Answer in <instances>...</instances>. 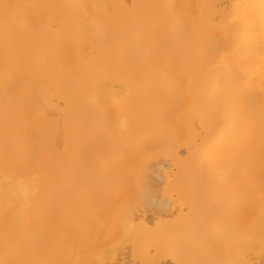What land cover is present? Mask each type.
Segmentation results:
<instances>
[{
  "label": "bare ground",
  "instance_id": "6f19581e",
  "mask_svg": "<svg viewBox=\"0 0 264 264\" xmlns=\"http://www.w3.org/2000/svg\"><path fill=\"white\" fill-rule=\"evenodd\" d=\"M233 2L0 0V264H264V80L208 23ZM218 104L251 126L230 192L187 147Z\"/></svg>",
  "mask_w": 264,
  "mask_h": 264
},
{
  "label": "snow or ice",
  "instance_id": "6c2138e0",
  "mask_svg": "<svg viewBox=\"0 0 264 264\" xmlns=\"http://www.w3.org/2000/svg\"><path fill=\"white\" fill-rule=\"evenodd\" d=\"M208 23L216 36L215 50L221 57L219 63L235 70L249 86L257 74L264 80V0H235L218 11ZM257 46L260 49V63L258 69L254 70L248 53ZM226 47L231 50V63L227 59L230 53L225 50ZM209 90L213 95L218 94L217 82L213 81ZM250 133V123L242 118L234 106L218 104L206 119H202L200 134L188 143L189 155L196 157L210 173L217 175L220 184L230 192L242 178L225 177L222 161L227 154L243 147L250 140ZM240 223H244L243 216Z\"/></svg>",
  "mask_w": 264,
  "mask_h": 264
}]
</instances>
